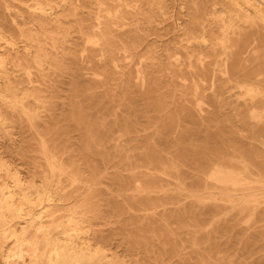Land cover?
Listing matches in <instances>:
<instances>
[{"label":"rangeland","instance_id":"obj_1","mask_svg":"<svg viewBox=\"0 0 264 264\" xmlns=\"http://www.w3.org/2000/svg\"><path fill=\"white\" fill-rule=\"evenodd\" d=\"M102 1L49 0L48 9L76 12L37 43L28 20L45 1L0 0V52L31 50L21 65H0V197L19 209L0 203L19 232L0 233V264L20 247L30 260L36 237L45 248L31 221L67 225L74 212L82 222L57 237L96 238L108 256L83 264H264V203L233 204L243 193L210 178L212 162L239 152L264 167V142L242 107L252 102L245 81L264 77V24L238 17L235 0H111L121 19L106 38ZM249 33L259 52L239 61ZM38 53L49 58L41 66ZM226 57L236 58L230 74ZM254 185L264 199V181Z\"/></svg>","mask_w":264,"mask_h":264},{"label":"bare ground","instance_id":"obj_2","mask_svg":"<svg viewBox=\"0 0 264 264\" xmlns=\"http://www.w3.org/2000/svg\"><path fill=\"white\" fill-rule=\"evenodd\" d=\"M43 3L39 8L32 11L29 24L32 25L29 31H33L32 40L40 43L39 35H46L47 32L57 29L60 31L65 30V24L68 18L75 14L76 8L73 5L65 4L60 6V8H50L47 6L50 5L49 0H43ZM102 1V0H101ZM111 0H103L100 7V12L103 13L104 20L99 17L97 26H98V35L107 36L112 32L113 26L119 22L121 16L119 13L112 12L109 8H106V5ZM237 5V16L242 17V19H257L264 24V3L262 1L253 2V0H235ZM75 5V4H74ZM6 9H10V5L5 6ZM213 11H209L211 14ZM18 23V22H17ZM20 26V24L18 23ZM239 35V34H238ZM241 46L239 52H237V59L239 61L249 60L255 57L259 52L260 39L258 34L249 33L242 38L240 34ZM106 47H110L109 41H104ZM227 42H230L229 40ZM228 44V43H227ZM226 48H229V44ZM42 50V49H41ZM25 54H21V51L16 47L2 50L0 52V65H5L7 63H18L21 65L24 61L28 59V56L31 54L30 47H25ZM37 64L41 66V57L48 59L46 54L38 53ZM235 58V59H236ZM234 59V60H235ZM224 65L226 68V74H230V64L234 60L231 57H226L223 59ZM7 66V65H6ZM4 73H7V67L5 70L2 69ZM29 79L28 84L31 85L35 80L31 77V73H28ZM248 81H245L244 85L247 89L248 94L251 96L252 102L242 105V107H247L251 113L253 121V130H255L256 139L264 142V77L261 73L255 74L249 77ZM261 101V102H260ZM15 108H22L21 103L13 102ZM241 106V105H240ZM261 106V107H260ZM23 107L22 109H24ZM43 153L45 157L50 160L51 156L48 151L47 145L44 143ZM250 154L245 152H239L232 156H223L218 160L210 164V178L221 184L226 188L225 191H240L243 193L242 197L239 199H230V202L233 204H251V203H264V199H260L259 196L262 194L261 191H254L257 189L255 183H260L264 181V167L260 166L254 159H252ZM50 168L54 173L63 174L65 172V167L63 165H57L55 162H50ZM179 172V171H178ZM1 187V184H0ZM4 190H2L3 192ZM247 192V193H246ZM249 192V193H248ZM245 193V194H244ZM264 193V192H263ZM228 196L232 194L224 193ZM44 196L40 195L39 199H42ZM27 202L33 204V200L26 198ZM1 206H5L11 212L18 211L17 207L14 208V203L10 202L5 198V194L0 197ZM4 208V207H2ZM79 212H74L72 216L67 220L68 224L64 223L55 224L56 221L53 219V222L50 225L41 222V225H37L38 221H31V227L35 228L39 233L42 232L44 236L45 248L40 249V242L38 237L30 241L32 250L30 251V260L26 258L25 250L23 247L25 240H27V235L30 233L28 227H24L22 231V236L25 238H19L18 242L20 251L18 254V259L11 261V256H8L7 264H42L45 260L46 264H83L82 260L88 258L91 260H104L108 256L105 254L104 247L100 246L101 241L96 238H91L84 240L81 243H77L73 240V236L65 239L57 237L59 233H67L68 227L71 224H79L82 220L75 217ZM50 217H54V212H50ZM43 219V217H41ZM32 220V219H31ZM52 225V226H51ZM63 228V230H60ZM0 233L2 236L5 235H14L19 236L17 229H13V226L10 224L8 216L4 213L0 214ZM64 243H61V242ZM73 241V242H72ZM3 248V247H1ZM5 253V252H4ZM5 254H3L4 256ZM5 257V256H4ZM97 264V263H95ZM105 264H122L118 261H109Z\"/></svg>","mask_w":264,"mask_h":264}]
</instances>
